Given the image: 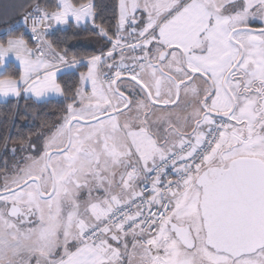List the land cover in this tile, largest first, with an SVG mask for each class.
Instances as JSON below:
<instances>
[{
	"label": "snow or ice",
	"instance_id": "obj_1",
	"mask_svg": "<svg viewBox=\"0 0 264 264\" xmlns=\"http://www.w3.org/2000/svg\"><path fill=\"white\" fill-rule=\"evenodd\" d=\"M30 6L0 37L40 121L0 141V264H264V0ZM73 21L98 54L50 39Z\"/></svg>",
	"mask_w": 264,
	"mask_h": 264
},
{
	"label": "trees",
	"instance_id": "obj_2",
	"mask_svg": "<svg viewBox=\"0 0 264 264\" xmlns=\"http://www.w3.org/2000/svg\"><path fill=\"white\" fill-rule=\"evenodd\" d=\"M35 2L36 0H30L28 5L20 4L17 6L16 4L13 8L15 11L8 17L9 20H7V22L0 23V37L3 36V31L9 29L10 27L20 28L23 30L22 26L20 25V21L22 20L23 15L32 9L30 5H33ZM44 2L45 0H41L42 4ZM46 2L54 6L58 0H46ZM93 3L97 6V13L99 17L97 22H100V19H102L105 24L115 23L113 13L115 11L114 4L116 3V0H93ZM74 25L75 23L73 22L72 27H60V30L57 31L54 36L50 37V39L58 38L60 41H62L63 45L67 47L69 55L93 53L98 54L100 49L104 47L102 42V47L97 45L93 47H85L81 45L80 42L90 39H98L100 41V38L91 35L90 33L85 32L81 28H77ZM74 32H79V36L74 37L72 35ZM7 71L9 74H15L18 71V68H16L14 65H10L8 66ZM58 77L62 82L67 79L63 73L59 74ZM25 106L26 101L21 100L19 102V109L23 110ZM55 107V105H49L43 108L42 111L48 117H53ZM16 112L17 105L15 101H9L0 105V141L9 137L12 138V141H15V139L21 135H28L30 131L40 123V121H33L31 119L25 120L24 118L17 116ZM9 147H11V142L9 143ZM2 155L3 152L0 150V156Z\"/></svg>",
	"mask_w": 264,
	"mask_h": 264
},
{
	"label": "rangeland",
	"instance_id": "obj_3",
	"mask_svg": "<svg viewBox=\"0 0 264 264\" xmlns=\"http://www.w3.org/2000/svg\"><path fill=\"white\" fill-rule=\"evenodd\" d=\"M29 2H30V0H0V23L7 22V20H9L8 17H9V15H11L15 11V9H13V8H14V6L16 4H17V6L20 5V4L28 5ZM31 11H32V9H30V11H28V12H31ZM60 27H64V26L62 25ZM6 30H8V29H6ZM6 30H4L3 33ZM83 44L84 45H88V46L91 45L90 47H93V45H96V43L93 40H91V39L89 40V42L88 41H84ZM97 46H99V45H97ZM81 71H86V69L82 68Z\"/></svg>",
	"mask_w": 264,
	"mask_h": 264
},
{
	"label": "crops",
	"instance_id": "obj_4",
	"mask_svg": "<svg viewBox=\"0 0 264 264\" xmlns=\"http://www.w3.org/2000/svg\"><path fill=\"white\" fill-rule=\"evenodd\" d=\"M75 23V22H74ZM96 40V41H95ZM95 40H93L95 43H96V45H99V46H101L102 47V44H101V42L98 40V39H95ZM88 42H89V40H87ZM84 42V41H83ZM83 42H80V44L81 45H83V46H85V47H90V46H88V45H84L83 44ZM79 44V43H78ZM93 46H95V45H93ZM10 65H14L16 68H18L19 67V65H18V62L15 60V58L13 57V58H10V60H9V62H8V65H7V68H8V66H10ZM61 74V73H60ZM59 75V74H58ZM9 101H15V99L14 98H10V100ZM8 101V102H9ZM21 101V100H20ZM3 103H6L5 102V100H4V98H2V97H0V105L1 104H3Z\"/></svg>",
	"mask_w": 264,
	"mask_h": 264
}]
</instances>
